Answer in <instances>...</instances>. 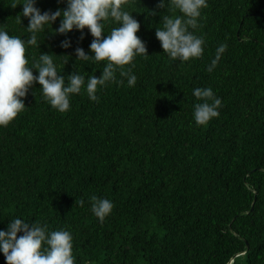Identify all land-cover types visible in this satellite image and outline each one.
<instances>
[{"label":"trees","instance_id":"1","mask_svg":"<svg viewBox=\"0 0 264 264\" xmlns=\"http://www.w3.org/2000/svg\"><path fill=\"white\" fill-rule=\"evenodd\" d=\"M14 2L0 0V26L26 40L28 19L17 22L22 5ZM158 3L127 9L149 55L135 58L134 87L126 78L109 83L98 102L82 88L60 113L34 82L25 110L0 127V230L13 217L69 230L75 264H264V0H208L195 30L203 55L184 63L155 37L162 16L179 14ZM35 6L43 13L66 4ZM59 22L41 34L39 50L26 48L29 66L51 53L60 75L98 78L104 62L75 57L77 47L92 55L87 28L83 39L75 29L56 34ZM220 44L226 51L208 72ZM197 87H211L223 105L204 126L193 120ZM93 195L114 205L103 223L90 210Z\"/></svg>","mask_w":264,"mask_h":264},{"label":"clouds","instance_id":"2","mask_svg":"<svg viewBox=\"0 0 264 264\" xmlns=\"http://www.w3.org/2000/svg\"><path fill=\"white\" fill-rule=\"evenodd\" d=\"M66 4L63 10L54 12L44 11L35 6L36 0H15L11 7L22 5V12L16 17L21 24L20 16L28 19L25 28L28 36L9 35L4 27L0 26V127H7L19 113L25 110L24 97L33 83L40 85L43 98L60 113L70 109V97L86 91L90 101L98 102V89L109 83L136 85L137 76L133 74L135 58L146 54L145 43L136 35L140 28L139 22L128 11L135 0H62ZM168 10L177 15L161 17L162 26L155 27V37L160 42L163 54L172 61L184 63L199 59L204 52L205 40L202 35H196L199 27L201 12L208 7V0H159L157 7ZM155 15L154 12H150ZM60 18L59 26L54 30L56 34L66 35L71 30L81 31L87 28L93 37L89 51L86 54L83 48L75 49L76 60L85 62V65H97L104 62L101 75L87 76L72 72L67 77L60 75L53 57L55 54L39 52L38 59L32 61L26 58L28 46L39 50L46 30L53 22ZM115 24L110 33L103 38L107 24ZM53 32V29L51 28ZM49 32V31H48ZM41 34L43 38L41 40ZM70 41H61L60 47L69 48ZM227 46L220 44L215 51L214 58L206 70L212 72ZM67 60L64 61V64ZM36 70L37 75H33ZM119 73L120 79H117ZM192 95L197 103L193 104V120L197 126L208 124L213 118L220 115L222 101L215 95L211 87L193 90ZM91 212L103 223L114 207L112 201L98 198L95 195L89 198ZM76 203V201H75ZM81 207L84 200L79 201ZM17 233H21L18 237ZM73 236L69 230H49L47 224L30 223L25 219L13 217L8 220L6 230H0V253L4 255L5 264H75L73 256Z\"/></svg>","mask_w":264,"mask_h":264},{"label":"water","instance_id":"3","mask_svg":"<svg viewBox=\"0 0 264 264\" xmlns=\"http://www.w3.org/2000/svg\"><path fill=\"white\" fill-rule=\"evenodd\" d=\"M237 34H238V32H237Z\"/></svg>","mask_w":264,"mask_h":264}]
</instances>
